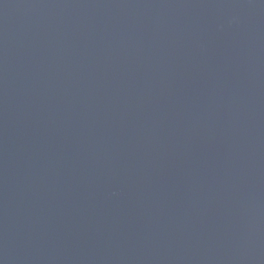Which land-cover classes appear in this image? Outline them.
Masks as SVG:
<instances>
[{"label":"water","instance_id":"95a60500","mask_svg":"<svg viewBox=\"0 0 264 264\" xmlns=\"http://www.w3.org/2000/svg\"><path fill=\"white\" fill-rule=\"evenodd\" d=\"M0 264H264V0H0Z\"/></svg>","mask_w":264,"mask_h":264}]
</instances>
